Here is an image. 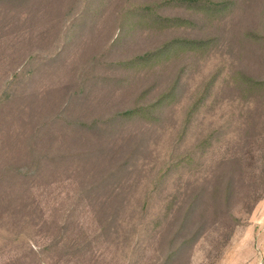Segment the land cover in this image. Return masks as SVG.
Here are the masks:
<instances>
[{"label": "rangeland", "instance_id": "obj_1", "mask_svg": "<svg viewBox=\"0 0 264 264\" xmlns=\"http://www.w3.org/2000/svg\"><path fill=\"white\" fill-rule=\"evenodd\" d=\"M262 82L264 0H0V264H264Z\"/></svg>", "mask_w": 264, "mask_h": 264}, {"label": "trees", "instance_id": "obj_2", "mask_svg": "<svg viewBox=\"0 0 264 264\" xmlns=\"http://www.w3.org/2000/svg\"><path fill=\"white\" fill-rule=\"evenodd\" d=\"M262 86L264 87V82H262ZM144 108H141V107H137V108H132V109H128V110H125L124 112H122V113H119L117 116L118 117H126V116H129V115H132V114H137V113H139L141 110H143ZM206 141V140H205ZM204 141V142H205ZM204 142H202V144H204ZM202 144L200 145V146H202ZM191 159V158H190ZM190 159H188L187 158V161L189 162H194L192 159L190 160ZM170 170V167H167V166H165V168H162V172H161V174L159 175V177H158V179L157 180H154V182H153V188L151 189V191H150V193L149 194H147L146 196H145V201H144V203H143V205H142V211H144V209H146L147 207H149L150 206V200H152V197L153 196H155V192H156V189H155V187L161 182V180H162V178L164 177V174L166 173V172H168ZM142 227H144L145 228V223L143 224V225H140V227L138 228V231H139V229H141ZM143 232V231H142ZM17 239V238H16Z\"/></svg>", "mask_w": 264, "mask_h": 264}]
</instances>
